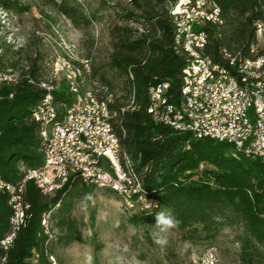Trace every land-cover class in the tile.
<instances>
[{"label":"trees","instance_id":"trees-1","mask_svg":"<svg viewBox=\"0 0 264 264\" xmlns=\"http://www.w3.org/2000/svg\"><path fill=\"white\" fill-rule=\"evenodd\" d=\"M178 1L133 0L139 13L127 12L125 18L135 20L138 29L130 26L133 23L114 27L108 64L111 80L103 74L98 77L92 68L85 76L86 88H95V83L113 95L109 105L112 127L136 173L140 195L151 205L129 222L134 227L156 230L155 213L171 214L181 221L174 229L180 241L193 245H215L224 232H231L237 264H264V166L259 160L237 155L227 144L195 140L189 134L157 126L147 113L149 90L154 86L169 83L171 102H179L181 74L193 63L174 49L171 10ZM213 1L220 8L223 25L207 30L204 55L214 62H223L219 54L222 49L249 56L256 42L255 25L264 27V0ZM51 5L78 29H87L95 19V15H86L63 1ZM0 10L16 18L28 9L23 0H0ZM0 50V67L23 71L16 84L0 87V177L16 185L26 171L44 162L41 135L33 116L44 94L38 85L49 78L39 58L20 59L24 48L13 51L0 37ZM257 50L258 56H264V36ZM67 89L61 83L54 92L60 116L71 101ZM99 191L118 197L112 189L86 184L79 178L71 179L52 196L27 183L23 201L29 207L12 247L8 251L0 248V264H29L34 255L44 261L45 250L55 259L54 247L79 243L85 225L74 213ZM138 197L134 195L132 202L141 205ZM46 213L51 214L53 224L47 249L48 237L41 227ZM11 215L8 195L0 194V241L9 231Z\"/></svg>","mask_w":264,"mask_h":264},{"label":"rangeland","instance_id":"rangeland-1","mask_svg":"<svg viewBox=\"0 0 264 264\" xmlns=\"http://www.w3.org/2000/svg\"><path fill=\"white\" fill-rule=\"evenodd\" d=\"M62 1L86 15H95L91 26L78 29L61 16L51 2ZM132 1L23 0L28 10L9 19V26L0 29V33L6 36L14 32V47L24 48L20 59L39 58L47 69L49 81L56 79L60 83V75L55 72L58 57L78 66L87 62L98 77L103 74L110 81L108 64L113 52L114 27L133 23L129 25L138 29L135 20L125 18L127 12L139 13ZM143 203L127 207L116 195L97 192L89 204L81 203L74 213L85 225L80 233L81 241L68 248L54 247L55 261L84 264L86 255L91 254L93 264H237V248L231 243V232H224L215 245H193L181 242L178 233L172 230L166 247L155 245L156 230L134 227L129 222L138 212L151 208L147 202Z\"/></svg>","mask_w":264,"mask_h":264},{"label":"bare ground","instance_id":"bare-ground-1","mask_svg":"<svg viewBox=\"0 0 264 264\" xmlns=\"http://www.w3.org/2000/svg\"><path fill=\"white\" fill-rule=\"evenodd\" d=\"M175 6V5H174ZM172 18L174 27V49L176 53H184L189 59L192 60L191 66H205L209 62V68H213V76H220V68L236 73L239 78V89H246L249 87L250 90H260L264 86V56H258L257 50V39L255 44L249 49V56H245L242 53L230 54L227 50H220L219 54L223 59V62H214L211 58L204 55L209 41L208 31L210 28H219L223 25L221 19V11L217 5H207V13L215 17H208V24L210 28H195L194 36H201V46L193 47L183 42L181 38L176 35L174 24L177 19L182 16V9L172 8ZM11 19L7 14L0 10V29H6L8 20ZM8 31V30H7ZM11 31V30H10ZM262 34L264 36V27L262 26ZM4 33H0L2 37ZM8 35V36H7ZM4 35V41L7 46H10L13 51H19L22 46L14 47V32ZM262 36V41H263ZM22 43V42H21ZM18 44V43H17ZM1 55V50H0ZM254 55V60H253ZM88 66L87 62L83 63L82 66L75 65L74 62L65 61L57 58L55 64V72L60 77V83H56V79L42 81L39 88L44 92L40 99L34 113L39 111H45L37 115L36 121L39 127L41 140H42V154H43V165L37 169L28 170L25 172L23 179L16 185L3 181L0 177L1 183H7V186H13V188L5 187L4 184H0V194L8 195V204L11 207L12 215L9 221V231L6 236L0 241V243H6L4 251H8L20 230L28 210V205L24 203L23 198L25 194V180L31 178V182L35 187L45 196H52L55 192L66 186L71 179H82L86 184H91L99 188L112 189L118 197L122 200L123 204L127 207H131L134 203L130 199V195L121 190V188H127L129 190H135L134 195H139L138 198L143 200L140 195V188L137 184L136 173L128 160L127 154L121 147L120 140L115 134L111 124L112 112L109 109V105L112 103V94L108 92L105 87L86 88L85 86V67ZM217 65L220 68H216ZM190 67V65L188 66ZM187 67V68H188ZM27 70V67L24 68ZM22 69H7L0 67V75L4 78H0V87L3 85H14L22 76ZM132 79L131 74L129 73ZM55 83V84H53ZM64 83L68 88V93L71 95V101L63 110L62 116L58 114L57 107L54 104V92L59 88L60 84ZM87 83V82H86ZM181 86H183V78L181 79ZM170 85L161 84L150 88L148 97V109L147 113L150 116L152 122L155 125L167 127L168 123L171 122V118H177L180 115V106L162 105V96H155L156 94L166 93L169 96ZM185 91L188 95L189 101L199 100V92L196 91V81L194 78H185ZM90 101L97 102V109L102 113L104 123L107 125L109 132H112L111 142V154L115 161V166L122 176H115V184L107 183V178L97 177L100 172L106 171V163L102 159H94L93 157H86L85 160H69L66 161V165H61L59 162H49V147L45 146H56L58 142V130L63 127L66 121L69 120L70 111H73L77 106L88 107ZM131 103H134L131 101ZM124 109L122 110V113ZM160 115V116H155ZM82 118H89V111H82ZM90 118H97V111H90ZM113 118V117H112ZM174 131V130H172ZM196 140V139H195ZM200 140V139H197ZM66 150H73V140H66ZM237 155L244 157V151H234ZM75 155H82V148H75ZM71 174L73 176H70ZM55 172L53 176L50 173ZM33 173L36 177H32ZM84 176H88L83 179ZM122 177L125 181H122ZM64 185V182H66ZM119 185V187L117 186ZM49 186V187H48ZM21 206V211H20ZM15 211H19V221L16 226L15 233L14 219ZM41 227L43 228L44 235L48 237L45 248L52 238L51 229L53 224L51 222V214L46 213L42 217ZM44 261L38 255H34L32 264H57L55 259L50 256L45 250Z\"/></svg>","mask_w":264,"mask_h":264},{"label":"built area","instance_id":"built-area-1","mask_svg":"<svg viewBox=\"0 0 264 264\" xmlns=\"http://www.w3.org/2000/svg\"><path fill=\"white\" fill-rule=\"evenodd\" d=\"M207 5H217L213 0H179L175 9H182V16L174 24L176 35L187 45L201 46V36H194L195 28H210L208 17H215L207 13ZM218 6V5H217ZM174 11V10H171ZM262 24L255 25L257 48L262 44ZM254 60V55H253ZM216 68H220L218 65ZM86 77L90 74V66L85 67ZM0 78H4L0 75ZM183 86L179 90V102H171L166 93L162 96V105L180 106V115L171 118L167 128L178 134H189L194 139H210L229 145L233 151H244V157L259 160L264 166V86L260 90L239 89V78L236 73L220 68V76H213V68L209 62L205 66H191L181 74ZM185 78H194L199 100L189 101L185 91ZM168 84L169 83H163ZM94 87H98L94 83ZM82 111H89V118H82ZM90 111H97V118H90ZM34 113V121L37 115ZM160 116V115H155ZM154 123V122H153ZM56 146L49 147V162H59L66 165L69 160H85L86 157L102 159L106 163V171L100 172L97 177L107 178V183L115 184V176H122L115 166L111 154L112 132H109L104 123L102 113L97 109V102L90 101L89 106L75 108L70 111L69 120L58 130ZM66 140H73V150H66ZM75 148H82V155H75ZM55 172L50 173L53 176ZM70 176L71 174L70 170ZM32 177H36L33 173ZM88 176L83 175V179ZM122 181H125L122 177ZM31 178L25 180V184ZM66 182H64V185ZM5 187L13 188V186ZM119 187V185H117ZM49 187V186H48ZM122 191L134 196L135 190L121 188ZM144 201L138 198L137 203ZM135 204V203H134ZM21 211V206H20ZM19 221V211H15L14 229ZM7 243V242H6ZM6 243H0L5 250ZM33 263L31 258L29 264Z\"/></svg>","mask_w":264,"mask_h":264},{"label":"clouds","instance_id":"clouds-1","mask_svg":"<svg viewBox=\"0 0 264 264\" xmlns=\"http://www.w3.org/2000/svg\"><path fill=\"white\" fill-rule=\"evenodd\" d=\"M86 198L91 199V195L87 194ZM151 207V205H149ZM158 206V205H156ZM151 214V213H149ZM155 229L153 233V243L160 247H166L169 243L168 234L177 229L181 223L176 217L165 212L155 213ZM93 256L91 254L86 255L84 264H93Z\"/></svg>","mask_w":264,"mask_h":264}]
</instances>
